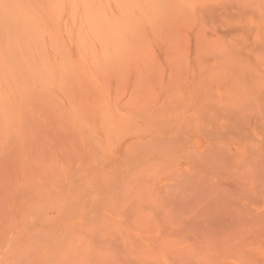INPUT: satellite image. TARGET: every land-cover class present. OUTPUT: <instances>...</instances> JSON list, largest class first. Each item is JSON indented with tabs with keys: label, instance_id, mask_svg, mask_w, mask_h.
<instances>
[{
	"label": "rangeland",
	"instance_id": "obj_1",
	"mask_svg": "<svg viewBox=\"0 0 264 264\" xmlns=\"http://www.w3.org/2000/svg\"><path fill=\"white\" fill-rule=\"evenodd\" d=\"M229 1L0 0V264L69 186L92 230L50 264H264V28Z\"/></svg>",
	"mask_w": 264,
	"mask_h": 264
},
{
	"label": "bare ground",
	"instance_id": "obj_2",
	"mask_svg": "<svg viewBox=\"0 0 264 264\" xmlns=\"http://www.w3.org/2000/svg\"><path fill=\"white\" fill-rule=\"evenodd\" d=\"M231 1V0H230ZM229 1V2H230ZM237 2H242L241 4H239V7H241V11L242 12H244V14H243V16H249L250 18H248V19H250L249 21V24H250V26H248V28H249V31L251 30V31H253V30H255V31H257V33L256 34H259V31L261 32V30H262V27L264 28V26H263V22H262V20H264V18H263V15L262 16H260L259 18H257V16H252V15H254V13L256 12L255 10L258 8L259 9V5H262L261 3H262V0H261V3H260V0H237ZM236 2V3H237ZM238 7V8H239ZM256 7V8H255ZM262 7H263V5H262ZM228 8L229 9H231V2H230V4L228 5ZM261 8V7H260ZM264 8V7H263ZM252 11L254 12L253 14H252ZM120 12V11H119ZM249 12L251 13V14H249ZM260 12V11H259ZM116 13H117V11H116ZM261 13V12H260ZM118 14H121V13H118ZM257 14V13H256ZM116 17V16H115ZM138 17V16H137ZM263 19H262V18ZM120 18H121V16H120ZM122 18H123V16H122ZM136 18V17H135ZM124 19V18H123ZM136 19H138V18H136ZM135 19V20H136ZM247 19V20H248ZM262 19V20H261ZM123 21V20H122ZM126 22V21H125ZM123 24H125V23H123ZM76 26V25H75ZM75 26H73L74 27V29L77 27H75ZM125 26V25H124ZM245 27V26H244ZM72 28V26L70 25V29ZM127 28V27H126ZM259 29H261V30H259ZM128 31V30H127ZM247 31H248V29H247ZM87 32V31H86ZM127 34V33H126ZM124 35V37L126 38V36L127 35ZM255 34V35H256ZM261 36V35H260ZM254 37V36H253ZM250 38V37H249ZM260 38V37H259ZM246 41V40H245ZM258 41V40H257ZM259 42V41H258ZM246 43V42H245ZM264 43V42H263ZM250 44V43H249ZM253 44V43H252ZM258 44V43H257ZM257 44H254V45H257ZM258 45H260V48H261V43L260 44H258ZM248 47H249V45H247ZM252 47V46H251ZM258 47H256V49H257ZM262 48H264V47H262ZM261 48V49H262ZM103 49V48H102ZM261 49H257L256 51H261ZM251 50V49H250ZM255 50V49H254ZM103 51V50H102ZM112 52V54H113V51H111ZM225 53V52H224ZM256 53H258V52H255V54ZM262 55H261V53L259 52L258 54H256V56H257V58H256V56H255V54H253L255 57V59H257L258 60V58H262L263 57V55H264V52L262 51ZM227 54V56H228V54H230V52L228 53H226ZM225 54V55H226ZM222 55H224L223 53H222ZM259 55V56H258ZM262 57H261V56ZM102 56V55H101ZM220 56V55H219ZM227 56H224V57H227ZM237 57V56H236ZM228 58V57H227ZM231 58H233V57H231ZM231 58H229V59H231ZM220 59V58H219ZM219 59H218V62H220L219 61ZM222 61H223V56H222ZM238 59V58H237ZM240 59V58H239ZM238 59V60H239ZM226 60V59H225ZM245 60L247 61L248 60V58H245ZM261 60V59H260ZM221 61V62H222ZM250 61V59L247 61V62H249ZM244 62V61H243ZM246 62V63H247ZM214 63H215V61H214ZM238 63L240 64V61H238ZM245 63V62H244ZM219 65L220 64H222V63H218ZM227 64H228V62H227ZM236 64H237V62H236ZM243 64V63H242ZM250 64V63H249ZM198 65H200V63L198 64ZM213 65V64H212ZM215 65V64H214ZM231 65V64H230ZM229 64H228V66H230ZM233 65V64H232ZM264 65V64H263ZM201 66V65H200ZM210 66V65H209ZM224 66H226L225 65V63H224ZM240 66V65H239ZM195 67V66H194ZM193 67V69L195 70V68ZM202 67H205V66H202ZM207 67V66H206ZM220 67V66H219ZM223 67V66H222ZM247 67H248V65H247ZM246 67V68H247ZM201 68V67H200ZM200 68H198V69H200ZM209 68V67H208ZM208 68H206V70H208ZM228 68V67H227ZM239 68V67H238ZM249 68L251 69V67L249 66ZM197 69V68H196ZM203 69L204 68H202V71H203ZM212 69H213V67H212ZM224 68H222V70H223ZM236 69V68H235ZM244 69H245V67H244ZM255 69V68H254ZM220 70V69H219ZM218 70V71H219ZM221 70V71H222ZM225 70H226V68H225ZM239 70H240V68H239ZM249 70V69H248ZM248 70L246 71V72H248ZM195 71H197V70H195ZM194 71V72H195ZM201 71V72H202ZM204 71H205V69H204ZM220 71V72H221ZM191 72V71H190ZM193 72V71H192ZM193 72V73H194ZM198 72V71H197ZM223 72H224V74H223ZM223 72H221L222 74H223V77H222V80L221 81H223V82H226L227 83V86H226V90L227 91H224V92H227V94L228 93H231V91H233V90H231L232 88H233V86H232V88H231V78H229V77H231V70H226V71H223ZM237 72H238V70H237ZM182 73V72H181ZM193 73H191V74H193ZM209 73H211V75H212V77L213 78H211V77H209V78H211V79H215L214 78V76H216L217 74H215L214 76H213V74H212V71L210 72L209 71ZM252 73V72H251ZM187 74V73H186ZM202 74H203V72H202ZM253 74V73H252ZM259 74V73H258ZM182 75V74H181ZM193 75H195V74H193ZM201 74H199V76H200ZM206 75V74H205ZM245 75V74H244ZM199 76H197L196 78H198ZM204 75H202V77H203ZM210 76V75H209ZM249 76V75H248ZM201 77V76H200ZM200 77L198 78V79H196L197 81H200ZM201 77V78H202ZM208 77V76H207ZM251 77V76H250ZM249 77V78H250ZM253 77H255V76H253ZM205 77H203V79H204ZM217 78V77H216ZM261 78V77H260ZM181 79V78H180ZM231 79V80H230ZM176 80H179V78L178 79H176ZM191 80H193L194 81V79L192 78ZM218 80V79H217ZM247 80V79H246ZM255 81H256V79H254ZM253 80V81H254ZM258 80V79H257ZM193 81H192V83H193ZM203 81V80H202ZM212 81V80H211ZM254 81V82H255ZM263 81V80H262ZM213 82V81H212ZM218 82V81H217ZM248 82V81H247ZM254 82H253V84H254ZM171 83V82H170ZM195 83V82H194ZM202 83V82H201ZM208 83H209V81H208ZM257 83V82H256ZM261 83V82H260ZM259 83V84H260ZM211 84V83H210ZM248 84V83H247ZM258 84V83H257ZM262 84V83H261ZM260 84V85H261ZM169 85V84H168ZM174 85H176V84H174ZM190 85V84H189ZM202 85V84H201ZM200 85V86H201ZM205 85H207V84H205ZM226 85V84H225ZM250 85H252V84H250ZM250 85H248V86H250ZM260 85H259V87H260ZM199 86V84L198 83H196L195 84V86L193 87V88H189V90L190 89H197L198 90V88L200 89V87H198ZM224 86V85H223ZM244 87H245V85H243ZM190 87V86H189ZM222 87V86H221ZM220 87V88H221ZM168 88H169V86H168ZM168 88H167V90H168ZM177 88V87H176ZM208 88H210V87H208ZM224 88V87H223ZM240 87H238L237 89H239ZM241 88H242V86H241ZM245 88H247V87H245ZM244 88V89H245ZM253 88H254V86H253ZM256 88H258V87H256ZM262 88V87H261ZM249 89H251V87L249 88ZM260 89V88H259ZM263 89H264V87H263ZM174 90H175V86H174ZM188 90V91H189ZM253 90V89H252ZM252 90H249V92L247 93V94H249V93H251V92H254V91H257V90H255L254 89V91H252ZM175 91H179L178 89H176ZM188 91H186L187 92V94H188ZM199 91V90H198ZM204 91H206V90H204ZM204 91H202V93H204ZM246 91H248V88L246 89ZM261 91V90H260ZM170 93H171V91H169ZM181 92V91H180ZM191 92V91H190ZM196 92V91H195ZM241 92V91H240ZM243 92H245V91H243ZM262 92V91H261ZM261 92H259L258 94L259 95H261L262 93ZM148 93V92H147ZM168 93V92H167ZM172 93H173V90H172ZM200 93H201V91H200ZM234 93V92H233ZM173 94H175V93H173ZM178 94V93H177ZM190 94V93H189ZM192 94H194V93H192ZM206 94V93H205ZM238 94H239V91H238ZM246 94V95H247ZM195 95V94H194ZM194 95H191V96H194ZM203 96H202V98L204 97V94H202ZM232 95V94H231ZM250 95V94H249ZM249 95H247L248 97H249ZM254 95L255 94H253V97H254ZM168 96V95H167ZM166 96V97H167ZM172 96V95H171ZM226 96V95H225ZM225 96H224V98H225ZM229 96V97H228ZM227 97H228V99L229 98H231L232 99V97L230 96V95H228ZM235 96H236V94H235ZM240 96V95H239ZM250 96H252V95H250ZM262 96V95H261ZM173 97V96H172ZM190 97V96H189ZM199 96H197V98H198ZM221 97V96H220ZM237 98H238V96H236ZM248 97H246L245 99H247ZM262 97H264V96H262ZM261 97V98H262ZM168 98V97H167ZM205 98V97H204ZM244 98V97H243ZM254 98H256V97H254ZM253 98V99H254ZM260 98V97H259ZM259 98H257L258 100H259ZM151 99V98H150ZM206 99H207V96H206ZM222 99H223V97H222ZM226 99V98H225ZM178 100V99H177ZM190 100V99H189ZM220 100H221V98H220ZM234 100V99H233ZM170 101V100H169ZM230 101V100H229ZM235 101V100H234ZM248 101V100H247ZM256 101V100H255ZM170 102H172V101H170ZM191 102H193V101H191ZM201 102H203V101H201ZM231 103L233 102V101H230ZM235 102H237V101H235ZM260 102V101H259ZM142 103V102H141ZM151 103V102H150ZM176 103V102H175ZM205 103V102H204ZM231 103H228V105L229 104H231ZM244 103V102H243ZM250 103V102H249ZM149 104V103H148ZM170 104V103H169ZM192 104V103H191ZM227 104V103H226ZM246 104V103H245ZM260 105H261V103H259ZM247 105H249V104H247ZM259 105V107H258V104L255 102L254 104H253V108L255 109V110H257V113L259 114V113H261V111H262V109H264L262 106H260ZM166 106V105H165ZM164 106V107H165ZM170 106H171V104H170ZM175 106V105H174ZM224 107H225V105H223ZM222 106V107H223ZM233 106H234V104H233ZM238 106V105H237ZM237 106H236V108H237ZM243 106V105H242ZM252 106V105H251ZM141 107V106H140ZM140 107H138L139 109H140ZM149 107V106H148ZM147 107V108H148ZM162 107V106H161ZM167 107V106H166ZM232 107V105H230V108ZM261 107H262V109H261ZM145 108V107H144ZM176 108V107H175ZM229 108V107H228ZM249 108V107H248ZM238 109H239V107H238ZM246 110H248L247 108H246ZM253 111V110H252ZM252 111H251V113H252ZM162 112V111H161ZM245 112V111H244ZM169 113V112H168ZM227 113H228V111H227ZM229 113H231V111L229 112ZM170 114V113H169ZM173 114V113H172ZM224 114V113H223ZM253 114V119H252V121H255V117L256 116H254V113H252ZM262 114V113H261ZM261 114H259L260 115V120L259 121H261L262 119V115ZM140 115V114H139ZM223 116V115H222ZM246 116V115H245ZM163 117H165V116H163ZM235 117V116H234ZM247 117V116H246ZM252 117H250V118H252ZM233 118V117H232ZM249 118V119H250ZM229 119V118H228ZM214 120V119H213ZM212 120V121H213ZM251 121V120H250ZM214 123V122H213ZM215 123H216V121H215ZM254 123V122H253ZM243 124V123H242ZM201 125H202V123H201ZM230 125V124H229ZM178 126V125H177ZM238 126H240V125H238ZM241 128H242V126H241ZM243 129H245V128H243ZM238 130H240V129H238ZM134 131V130H133ZM227 131V130H226ZM244 131V130H243ZM243 131H239V132H242L243 133ZM244 134V133H243ZM139 145V144H138ZM145 147V146H144ZM161 148V147H160ZM139 151V150H138ZM158 151H160V150H158ZM156 151H154V153H155ZM140 153V152H139ZM149 153V152H148ZM142 154V153H141ZM153 154V153H152ZM158 156H160L159 154H157ZM139 156V155H138ZM156 156V155H155ZM161 157H162V155H161ZM126 158V157H125ZM145 158V157H144ZM148 158V157H147ZM160 158V157H159ZM150 160V159H149ZM152 160V159H151ZM129 161V160H128ZM145 161V160H144ZM158 162V161H157ZM148 163V162H147ZM150 163H151V161H150ZM159 163V162H158ZM138 167V166H137ZM66 167H65V164H64V166L63 165H61L60 163L58 164H56V167L53 169V171L58 175V177H62V176H64L65 174H66V169H65ZM137 176V175H136ZM48 177H50V176H48ZM65 177V176H64ZM86 178H87V176H86ZM86 178H83V180L84 179H86ZM123 178V177H122ZM85 182H86V180H85ZM136 182V181H135ZM84 185H85V183H84ZM87 185H89V184H87ZM86 185V186H87ZM139 185V184H138ZM137 185V186H138ZM81 186H83V185H81ZM52 187V186H51ZM55 187V186H54ZM73 186H69L68 188H67V190L66 191H60V189L58 190H52L51 192H49V190H47L48 192L46 193V195H47V198L50 200V201H53L54 203H55V205H57V208H58V213H57V217H56V219H54V222H55V225H53L52 227L51 226H48V229L47 228H43V231L42 232H40V230H42V229H40L39 231L37 230V231H35V232H33V230H31V234L30 235H28L27 234V236H31V237H33V239H35V242L38 244L37 245V249H36V252H35V254H36V257H35V259L36 260H38L40 263H38L36 260H35V262L33 263V264H35V263H38V264H50L51 262H50V260L53 258V257H55V255L56 256H59L60 254L59 253H62V251H63V249H67V248H70L71 246H72V243H73V241L76 239V240H80L81 239V236H84L85 235V233L84 232H89V231H91L92 230V226L91 225H88V223L87 224H84V225H82V226H80V225H78V226H75V225H66V224H63V223H65L66 221H69V220H67V218L68 219H70V218H72L73 216H74V213L76 212V208H75V204H76V201L77 200H75V198H76V196H75V198H72V195L74 194V192L75 191H77V189L74 191V190H71V188H72ZM75 187V186H74ZM73 187V188H74ZM85 187V186H84ZM53 188V187H52ZM58 188V187H57ZM85 189H87V188H85ZM71 191H74L73 192V194H72V192ZM85 191V190H84ZM78 193V192H77ZM76 193V194H77ZM85 193V192H84ZM81 194H83V193H81ZM79 195V194H78ZM83 196H84V194H83ZM81 197H82V195H81ZM110 198V197H109ZM76 199H79V197L77 196V198ZM79 204V203H78ZM82 207V206H81ZM78 209V208H77ZM81 209L79 208V210L77 211V212H79ZM83 210V209H82ZM80 211V213L81 212H84V211ZM76 212V213H77ZM87 213V212H86ZM79 214V213H78ZM82 214V213H81ZM73 215V216H72ZM86 214H84V216H85ZM72 216V217H71ZM82 216V215H81ZM93 216V215H92ZM78 216H76V218H77ZM50 218V217H49ZM74 218H75V216H74ZM79 218V217H78ZM89 218V217H88ZM86 219V218H85ZM90 219H93V218H90ZM102 219V218H101ZM100 218H99V220H101ZM98 220V219H97ZM96 220V221H97ZM99 220H98V222H99ZM81 221H83L82 220V217H81ZM86 221V220H85ZM88 221H89V219H88ZM93 221H95V219L94 220H92V222H91V220H90V222H91V224L93 223ZM58 222V223H57ZM70 222H71V220H70ZM70 222H67V223H70ZM78 222V221H77ZM87 222V221H86ZM57 223V224H56ZM75 224V223H74ZM82 224V223H81ZM98 224V223H97ZM48 225V224H47ZM47 225H45V226H47ZM52 225V224H51ZM93 226H97V225H93ZM42 228V227H41ZM98 228H99V226H98ZM46 229V230H45ZM94 230V229H93ZM100 230V229H99ZM98 230V231H99ZM100 232V231H99ZM98 232V233H99ZM83 234V235H82ZM86 234H88V233H86ZM90 235H92L91 233H90ZM86 237H87V235H85ZM84 236V237H85ZM93 236V235H92ZM95 236V235H94ZM85 237V238H86ZM98 237V236H97ZM83 238V237H82ZM26 239V238H25ZM30 240V237H27V240ZM84 239V238H83ZM93 239V238H92ZM28 242V241H27ZM88 242H90V239H89V241ZM87 242V243H88ZM92 243V242H91ZM28 244H30L31 246L34 244L33 242H29ZM91 246H93V245H91ZM62 250V251H61ZM91 250H92V248H91ZM90 250V251H91ZM59 254V255H58ZM59 258V257H58ZM58 258H57V260H58ZM57 260H55V261H57ZM53 262V261H52ZM58 262V261H57ZM32 263V262H31ZM56 262H54V264H55ZM59 264V263H58ZM233 264H240V263H235V262H233Z\"/></svg>",
	"mask_w": 264,
	"mask_h": 264
}]
</instances>
